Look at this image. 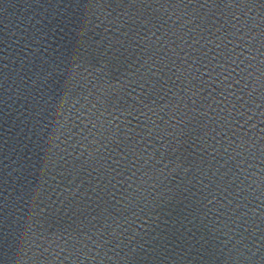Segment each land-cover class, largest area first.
Listing matches in <instances>:
<instances>
[{"label":"water","instance_id":"95a60500","mask_svg":"<svg viewBox=\"0 0 264 264\" xmlns=\"http://www.w3.org/2000/svg\"><path fill=\"white\" fill-rule=\"evenodd\" d=\"M0 264H264V0H0Z\"/></svg>","mask_w":264,"mask_h":264}]
</instances>
